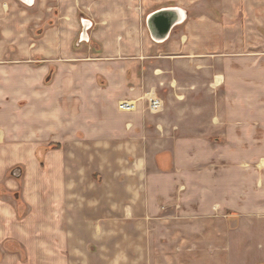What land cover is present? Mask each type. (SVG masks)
<instances>
[{"label": "crops", "instance_id": "obj_1", "mask_svg": "<svg viewBox=\"0 0 264 264\" xmlns=\"http://www.w3.org/2000/svg\"><path fill=\"white\" fill-rule=\"evenodd\" d=\"M0 264H264V0H0Z\"/></svg>", "mask_w": 264, "mask_h": 264}, {"label": "water", "instance_id": "obj_2", "mask_svg": "<svg viewBox=\"0 0 264 264\" xmlns=\"http://www.w3.org/2000/svg\"><path fill=\"white\" fill-rule=\"evenodd\" d=\"M178 13L179 16L176 14ZM182 19L179 9L162 10L147 20V27L153 39L163 41L167 38L173 26ZM86 26L83 29L85 32Z\"/></svg>", "mask_w": 264, "mask_h": 264}, {"label": "built area", "instance_id": "obj_3", "mask_svg": "<svg viewBox=\"0 0 264 264\" xmlns=\"http://www.w3.org/2000/svg\"><path fill=\"white\" fill-rule=\"evenodd\" d=\"M147 110L151 113H159L163 110V101L156 95L146 99ZM138 102L133 99L120 100L117 103V109L121 112H133L137 109Z\"/></svg>", "mask_w": 264, "mask_h": 264}, {"label": "rangeland", "instance_id": "obj_4", "mask_svg": "<svg viewBox=\"0 0 264 264\" xmlns=\"http://www.w3.org/2000/svg\"><path fill=\"white\" fill-rule=\"evenodd\" d=\"M33 36L35 37V35L33 34ZM36 36H38V38H39V36H40V34H36ZM48 80H49V78L48 79H44L42 82L44 83V84H46V82H48ZM133 100H138L137 102H139L140 103V105H143V109H144V111L145 112H147V113H149V114H152L151 112H149L148 110H147V102H146V98H145V96L144 97H142V98H140V99H133ZM162 100V99H161ZM164 105V104H163ZM160 113V112H159ZM158 113H153L152 115H157ZM53 147H59V146H53ZM256 250H257V246H256Z\"/></svg>", "mask_w": 264, "mask_h": 264}, {"label": "bare ground", "instance_id": "obj_5", "mask_svg": "<svg viewBox=\"0 0 264 264\" xmlns=\"http://www.w3.org/2000/svg\"><path fill=\"white\" fill-rule=\"evenodd\" d=\"M25 1H28V2H29L30 0H25ZM181 13H182V12H181ZM182 18L184 19V14H183V13H182ZM183 19H182V20H183ZM152 95H154V94L151 93L148 97H146V99L149 98V97L152 96ZM154 96H155V95H154Z\"/></svg>", "mask_w": 264, "mask_h": 264}]
</instances>
